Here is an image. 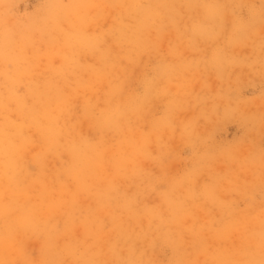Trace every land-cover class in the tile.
<instances>
[{"label": "clouds", "instance_id": "9594fccd", "mask_svg": "<svg viewBox=\"0 0 264 264\" xmlns=\"http://www.w3.org/2000/svg\"><path fill=\"white\" fill-rule=\"evenodd\" d=\"M0 264H264V0H0Z\"/></svg>", "mask_w": 264, "mask_h": 264}]
</instances>
